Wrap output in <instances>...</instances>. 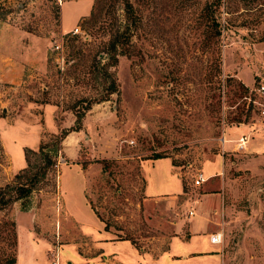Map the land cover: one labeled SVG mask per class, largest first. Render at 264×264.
Masks as SVG:
<instances>
[{
    "label": "rangeland",
    "instance_id": "1",
    "mask_svg": "<svg viewBox=\"0 0 264 264\" xmlns=\"http://www.w3.org/2000/svg\"><path fill=\"white\" fill-rule=\"evenodd\" d=\"M129 1L139 21L128 55L108 67L117 92L93 103L105 94L100 66L121 0H0V187L25 166V148L65 134L25 206L0 209V263L10 254L14 264H101L99 248L125 254L123 242L102 247L83 192L110 238L157 253L174 221L202 225L209 215L220 243L193 240L215 248L213 264H264V143L235 146L264 138L252 103L264 104L255 91L264 85V0H219L216 9L214 0ZM93 4L91 26L83 19ZM197 171L216 175L195 186ZM144 187L175 195L146 198Z\"/></svg>",
    "mask_w": 264,
    "mask_h": 264
},
{
    "label": "trees",
    "instance_id": "2",
    "mask_svg": "<svg viewBox=\"0 0 264 264\" xmlns=\"http://www.w3.org/2000/svg\"><path fill=\"white\" fill-rule=\"evenodd\" d=\"M122 24L116 25L114 28H110V38L107 41V53L108 61L101 64L100 69L102 71L103 83L107 84L104 86L105 94L93 98L91 102H101L108 100L110 94L117 92V85L112 73L108 70V67L116 64L118 55H128V49L125 48V45L128 46L127 42L129 40L132 28H136L139 16L136 14V10L133 7L132 3L129 0L122 1ZM219 0H214L213 6L218 7ZM84 21L90 22L91 26L96 22L94 14V4L92 5L89 17L83 19ZM214 26V35H219L218 30V21L215 18H212ZM99 63V62H98ZM242 87V86H241ZM90 103L85 106V109H89ZM83 116V114H81ZM79 116V120L81 118ZM79 121H77L78 124ZM237 122H241L237 120ZM80 125L73 126L70 131L77 130ZM65 134L60 132L59 135L50 143H42L39 145L38 149L31 150L28 148L24 149V160L25 166L21 168L15 175L14 180L11 184H5L0 187V209L7 206L9 203L19 200L22 207L28 201V197L32 191H34L38 184L42 182L50 167L54 165V158L56 151L59 148L60 141ZM155 158H159L156 156ZM13 223H11L12 225ZM105 227V225H104ZM15 256L10 254L6 255L0 264H14Z\"/></svg>",
    "mask_w": 264,
    "mask_h": 264
},
{
    "label": "crops",
    "instance_id": "3",
    "mask_svg": "<svg viewBox=\"0 0 264 264\" xmlns=\"http://www.w3.org/2000/svg\"><path fill=\"white\" fill-rule=\"evenodd\" d=\"M242 127V126H241ZM257 142L254 143V140H251L250 138H246V142L243 144V147L250 148L252 144L257 145L262 142L264 143L263 136L261 138H256ZM170 168L173 169V166L170 164ZM214 173V172H213ZM210 173L207 175L208 178H210L213 175H216L215 173ZM207 178V179H208ZM206 179V180H207ZM146 187V186H145ZM145 187L143 190L144 196L146 198H158V197H164L169 196L170 194L165 195H150L145 192ZM181 191V186H180ZM177 194V193H176ZM200 196L204 195L205 193H199ZM175 194H171L170 196H173ZM82 197L84 201L87 203L88 208L91 210L94 219L99 222L100 227L103 228V234L99 239V242L101 243L102 247L110 245V244H116V243H122L125 245L126 253L125 254H118V253H110L106 254L103 252L102 248L100 249L99 258L101 260V264H213L217 260V254L211 253L212 251H215V248L218 246L217 244H212L209 242V234L214 233L215 231L209 230L208 222L211 218L209 215L206 217V224H196L193 222H186L182 225L181 220L178 219L177 221H174L173 235L170 236L165 249H163L160 252L153 253L150 251L147 247L139 246L136 248L130 241L126 239H113L108 237V232L104 231V223L97 218L95 213L92 211V209L89 206V203L86 201L83 192ZM198 202V199H196ZM191 210V209H190ZM189 211V210H188ZM192 211V210H191ZM193 212V211H192ZM192 215V214H191ZM190 216V215H189ZM198 223V222H197ZM187 224V225H186ZM185 226L183 229L182 227ZM186 234V235H183ZM195 237H204V243L208 244L209 246H214L215 248L207 249L203 246L200 242H195L193 239ZM217 250V249H216Z\"/></svg>",
    "mask_w": 264,
    "mask_h": 264
},
{
    "label": "built area",
    "instance_id": "4",
    "mask_svg": "<svg viewBox=\"0 0 264 264\" xmlns=\"http://www.w3.org/2000/svg\"><path fill=\"white\" fill-rule=\"evenodd\" d=\"M77 31V29H74V32L72 33H75ZM55 49H58V45H55L54 46ZM61 59H60V65H61ZM255 91L256 93H258L259 95H264V85L263 84H260L258 85L256 88H255ZM252 103H255V105H257V115L258 117L260 118V120H263L264 121V104L263 103H260V102H256L255 100H252ZM239 138H244V137H239ZM243 141L240 140V141H237L235 146L236 148L240 149L243 147ZM204 182V176L202 175L201 171H197L195 176H194V179H193V185L195 186H199L200 184H202ZM188 215H191L192 214V211L189 210L187 212ZM221 241V233L220 232H214V233H211L209 234V242L212 243V244H219ZM52 264H58L56 260H54L52 262Z\"/></svg>",
    "mask_w": 264,
    "mask_h": 264
},
{
    "label": "bare ground",
    "instance_id": "5",
    "mask_svg": "<svg viewBox=\"0 0 264 264\" xmlns=\"http://www.w3.org/2000/svg\"><path fill=\"white\" fill-rule=\"evenodd\" d=\"M240 140H242L243 141V143H245L246 142V138H240ZM239 140V141H240ZM206 180V178L204 177V181Z\"/></svg>",
    "mask_w": 264,
    "mask_h": 264
}]
</instances>
